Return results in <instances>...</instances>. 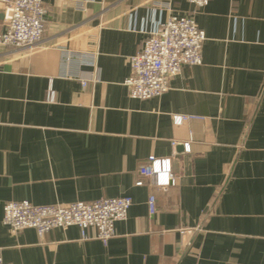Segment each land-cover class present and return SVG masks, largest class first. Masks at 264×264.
Returning <instances> with one entry per match:
<instances>
[{
    "label": "crops",
    "instance_id": "obj_1",
    "mask_svg": "<svg viewBox=\"0 0 264 264\" xmlns=\"http://www.w3.org/2000/svg\"><path fill=\"white\" fill-rule=\"evenodd\" d=\"M44 7L37 45L0 46L3 264H264V0H209L196 10L206 37L201 64L183 66L163 95L147 100L128 96V58L169 15H188L192 5L44 0ZM4 25L0 6V33ZM178 116L188 119L178 124ZM150 156L169 159L174 185H135ZM120 197L132 205L105 246L90 229L87 238L74 226L40 238L33 229L13 235L2 223L9 202Z\"/></svg>",
    "mask_w": 264,
    "mask_h": 264
},
{
    "label": "built area",
    "instance_id": "obj_2",
    "mask_svg": "<svg viewBox=\"0 0 264 264\" xmlns=\"http://www.w3.org/2000/svg\"><path fill=\"white\" fill-rule=\"evenodd\" d=\"M193 11L185 16L169 15L166 21L150 33L140 52L128 58L129 76L124 84L132 99L147 100L160 97L169 89L170 81L183 66L200 65L202 44L206 37L194 20L195 11L209 0H186ZM5 30L0 33V46L29 49L37 45L44 33V0H0ZM66 60L69 58L66 57ZM85 86L86 82H82ZM47 101H54L49 89ZM188 117L178 116L177 123ZM173 146L177 144L172 143ZM187 145V144H186ZM188 149V147H187ZM169 159L150 156L138 167L136 186L166 190L177 177L171 172ZM132 205L129 197L99 199L90 203L33 205L27 201L9 202L3 206L2 223L11 234L33 229L38 237L54 229L77 227L83 238L92 230L93 238L104 246L114 237V226L125 221ZM149 215L156 213V198L147 200ZM0 264H3L0 257Z\"/></svg>",
    "mask_w": 264,
    "mask_h": 264
}]
</instances>
